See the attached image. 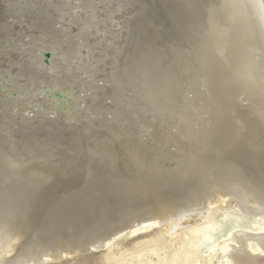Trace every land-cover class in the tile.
Returning <instances> with one entry per match:
<instances>
[{
	"label": "bare ground",
	"instance_id": "bare-ground-1",
	"mask_svg": "<svg viewBox=\"0 0 264 264\" xmlns=\"http://www.w3.org/2000/svg\"><path fill=\"white\" fill-rule=\"evenodd\" d=\"M0 143V264H264L263 0H0Z\"/></svg>",
	"mask_w": 264,
	"mask_h": 264
},
{
	"label": "rangeland",
	"instance_id": "rangeland-1",
	"mask_svg": "<svg viewBox=\"0 0 264 264\" xmlns=\"http://www.w3.org/2000/svg\"><path fill=\"white\" fill-rule=\"evenodd\" d=\"M47 57L50 58V54ZM43 177L45 178V175ZM51 182H54L53 179L47 184H51ZM216 208L217 206L210 207L200 224L186 228V230L183 229L174 236L167 237V242L173 250L169 256L158 254L157 258L152 260L144 256L143 253H148L146 249L141 252L124 250L118 258L109 261V264H161L163 260H168L171 264H193L202 255V248L206 243L205 239L212 240L214 234L219 233L224 224L235 218H241L240 212L235 210L233 205L225 212H217ZM153 229H155V226H151L149 230ZM147 240H155V238L147 237Z\"/></svg>",
	"mask_w": 264,
	"mask_h": 264
},
{
	"label": "water",
	"instance_id": "water-1",
	"mask_svg": "<svg viewBox=\"0 0 264 264\" xmlns=\"http://www.w3.org/2000/svg\"><path fill=\"white\" fill-rule=\"evenodd\" d=\"M48 56V55H47Z\"/></svg>",
	"mask_w": 264,
	"mask_h": 264
}]
</instances>
